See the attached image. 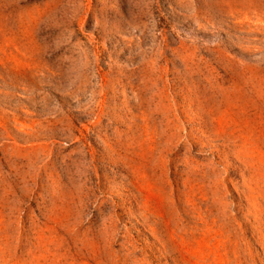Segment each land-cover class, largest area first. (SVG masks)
<instances>
[{
  "label": "rangeland",
  "instance_id": "374dc122",
  "mask_svg": "<svg viewBox=\"0 0 264 264\" xmlns=\"http://www.w3.org/2000/svg\"><path fill=\"white\" fill-rule=\"evenodd\" d=\"M0 264H264V0H0Z\"/></svg>",
  "mask_w": 264,
  "mask_h": 264
}]
</instances>
